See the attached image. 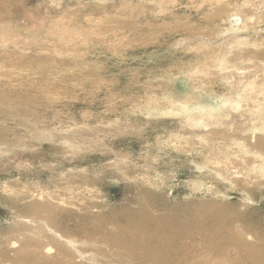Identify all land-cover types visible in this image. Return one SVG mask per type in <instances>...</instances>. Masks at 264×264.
I'll use <instances>...</instances> for the list:
<instances>
[{
  "label": "rangeland",
  "instance_id": "1",
  "mask_svg": "<svg viewBox=\"0 0 264 264\" xmlns=\"http://www.w3.org/2000/svg\"><path fill=\"white\" fill-rule=\"evenodd\" d=\"M123 207L264 243V0H0V263Z\"/></svg>",
  "mask_w": 264,
  "mask_h": 264
},
{
  "label": "bare ground",
  "instance_id": "2",
  "mask_svg": "<svg viewBox=\"0 0 264 264\" xmlns=\"http://www.w3.org/2000/svg\"><path fill=\"white\" fill-rule=\"evenodd\" d=\"M126 191L131 190L130 188H126ZM140 193L144 197L149 196V192L146 189L142 188ZM11 203L13 205V202ZM9 205L11 204L9 203ZM132 205H134V201H132ZM142 205L143 204L140 205V208H143ZM153 206H155L156 209L168 208V206L163 203L160 207L154 204ZM121 209L114 210V212L112 211V213L107 214L106 217H108L109 225H111L112 228L114 227L115 229L119 230L122 235L119 232L114 233L107 231L109 233L106 234L107 239L102 238L101 240L107 243L109 246H114L119 249V255H112V260L115 263L123 261L122 258H124L125 260L129 261H139L140 264H264V243L258 242L257 244H248L244 240V237L242 238V235H239V233H237L236 231H232L227 227H224L218 233L211 232L202 234L200 233L202 229L197 231L198 228L192 227V224L181 225L175 223L172 218H169L163 222L167 224L163 226L162 232H164V234H159V232L153 233L154 231H151V229L153 230V227L156 224L153 217L148 215L142 209L134 210L125 207H123V214L121 215L120 213H118ZM169 212L170 214L184 213L181 210L175 209H171ZM92 223L94 224V222ZM97 226L98 227H95L92 230H85L83 233H79L81 237L85 239L86 244L85 247L81 249L82 252L94 251V249H92L93 247H90V244L95 243V234L102 233L106 229L105 225ZM160 230H162V228ZM241 230H246V232L251 231V234L254 235L255 239L259 236L264 239V226L261 233L256 231V227L255 229L245 227L243 229L241 228ZM70 235L71 236L69 237L73 239L72 235H77V233H71ZM182 235H186L187 237L185 243L174 245L173 241H177L179 238L182 239ZM247 236L251 238L250 235ZM193 237H200V242L194 243L191 240ZM195 238L194 241H196ZM58 244L56 243L55 246L57 248V251L59 252L60 258H54L53 255V258L51 259H42L39 254L40 245H35L36 248H38L37 252L32 253L30 251H26V253L16 259L15 262H17V264H74L75 257L73 253L68 252L64 248H61V245L59 246ZM151 247H154V249H151ZM192 250H194L195 252H201L203 250L205 254H210L212 258L207 259L206 256H202L204 259H206V261H199L200 263H198V260L201 256L194 255L195 252H193L192 254L189 253ZM45 252L51 253L52 249L50 247L45 248ZM99 254H101V256L104 255V253ZM87 261L89 260L87 259Z\"/></svg>",
  "mask_w": 264,
  "mask_h": 264
}]
</instances>
